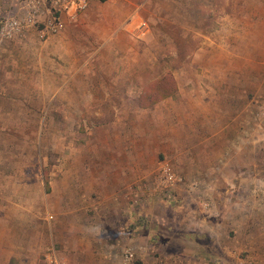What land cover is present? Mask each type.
I'll return each mask as SVG.
<instances>
[{"label":"rangeland","instance_id":"374dc122","mask_svg":"<svg viewBox=\"0 0 264 264\" xmlns=\"http://www.w3.org/2000/svg\"><path fill=\"white\" fill-rule=\"evenodd\" d=\"M25 38L0 39V237L28 252L12 263L46 264L49 248L59 264H125L130 245L163 257L155 232L179 230L169 217L191 209L185 174L208 147L193 141L195 100L227 90L252 119L264 112V0H96L52 39ZM109 160L122 180L143 173L135 219L105 213L102 184L82 183ZM166 165L182 180L171 191Z\"/></svg>","mask_w":264,"mask_h":264},{"label":"crops","instance_id":"0c3cea01","mask_svg":"<svg viewBox=\"0 0 264 264\" xmlns=\"http://www.w3.org/2000/svg\"><path fill=\"white\" fill-rule=\"evenodd\" d=\"M10 2L4 0V13ZM26 40L8 41L23 43ZM220 94L218 97L211 95L208 102L201 100L199 95L193 103V141H207L208 147L205 150L198 147L192 170L185 174L192 192L184 197L191 211L169 217L179 224L176 232H155L159 235V250L166 264H264V226L260 223L264 222V162L239 165L231 160L246 154L260 156L264 149V118L252 119L249 102H233L231 92L226 90ZM188 138L184 129L182 140ZM113 163L109 160V165L104 164L103 169H109L104 170V175L101 172L96 175L93 167L87 166L89 169L82 172V183L88 182L86 186L91 188L102 184L101 203L105 213L111 210L121 216L120 219H135L131 215L137 207L133 200L137 194H132V190L142 181L143 173L128 168L122 180L121 174L113 171ZM97 167L96 172L102 170L100 164ZM129 232L127 237L132 235ZM151 233L146 234L150 239ZM257 237L262 238L258 240ZM166 247H172V251H167ZM0 248V264H13V257L28 253L14 252L11 243L6 245L1 237ZM145 260L150 258L145 257ZM22 262L18 259L19 264Z\"/></svg>","mask_w":264,"mask_h":264},{"label":"built area","instance_id":"2783aa9c","mask_svg":"<svg viewBox=\"0 0 264 264\" xmlns=\"http://www.w3.org/2000/svg\"><path fill=\"white\" fill-rule=\"evenodd\" d=\"M96 0H11L10 6L0 20V39L4 41L25 38L33 33L38 40L62 33L70 23L76 22L79 15ZM264 118V112L261 113ZM162 187L171 191L182 185L179 178L167 165L162 171ZM46 264H59L53 249H47ZM149 257L150 260H145ZM125 264H166L157 254L154 246L130 245L122 252ZM201 264V263H192Z\"/></svg>","mask_w":264,"mask_h":264},{"label":"trees","instance_id":"16d2710c","mask_svg":"<svg viewBox=\"0 0 264 264\" xmlns=\"http://www.w3.org/2000/svg\"><path fill=\"white\" fill-rule=\"evenodd\" d=\"M100 2H105L106 0H99Z\"/></svg>","mask_w":264,"mask_h":264}]
</instances>
